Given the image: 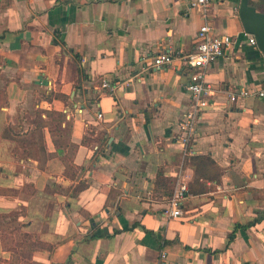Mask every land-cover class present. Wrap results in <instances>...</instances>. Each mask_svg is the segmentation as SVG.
<instances>
[{
	"label": "crops",
	"instance_id": "obj_1",
	"mask_svg": "<svg viewBox=\"0 0 264 264\" xmlns=\"http://www.w3.org/2000/svg\"><path fill=\"white\" fill-rule=\"evenodd\" d=\"M190 1L0 0V217L17 212L40 243L30 263L264 264V98L229 100L264 83V58L240 0H209L214 34L236 42L206 68L213 95L184 155L190 72L176 56L151 66L194 50ZM178 180L188 197L168 218Z\"/></svg>",
	"mask_w": 264,
	"mask_h": 264
},
{
	"label": "built area",
	"instance_id": "obj_2",
	"mask_svg": "<svg viewBox=\"0 0 264 264\" xmlns=\"http://www.w3.org/2000/svg\"><path fill=\"white\" fill-rule=\"evenodd\" d=\"M209 0H191L188 9L200 11L204 17V23L199 27L196 35V45L192 52L186 55H174L169 52L158 53L153 60L151 68L163 69L172 65L176 56L189 72V82L186 84V91L189 94L187 110L182 114L177 123L176 142L182 147L184 155H192L193 140L197 132L198 122L206 113L210 105V97L213 95L211 85L205 81L206 68L216 60L224 57L227 51L235 44L236 40L230 35L214 34L213 27L207 19L209 10ZM248 43L256 45L255 38L248 35ZM103 89L111 88L107 81L101 83ZM254 96L264 98V83L255 90L241 89L229 94L231 102L239 98ZM188 197L187 185L183 180H178L173 194L167 200V206L164 211L168 218H178L184 201ZM167 256L164 251L159 255V264H166Z\"/></svg>",
	"mask_w": 264,
	"mask_h": 264
},
{
	"label": "rangeland",
	"instance_id": "obj_3",
	"mask_svg": "<svg viewBox=\"0 0 264 264\" xmlns=\"http://www.w3.org/2000/svg\"><path fill=\"white\" fill-rule=\"evenodd\" d=\"M31 114L35 115L36 113ZM53 119L57 118L53 117ZM17 216V212H13L0 217V230L4 231L0 242L10 252V264H32L30 263L31 252L40 248V243L36 242L32 236L19 232Z\"/></svg>",
	"mask_w": 264,
	"mask_h": 264
},
{
	"label": "water",
	"instance_id": "obj_4",
	"mask_svg": "<svg viewBox=\"0 0 264 264\" xmlns=\"http://www.w3.org/2000/svg\"><path fill=\"white\" fill-rule=\"evenodd\" d=\"M239 18L245 33L255 38L264 58V12L251 6L249 0H240Z\"/></svg>",
	"mask_w": 264,
	"mask_h": 264
}]
</instances>
